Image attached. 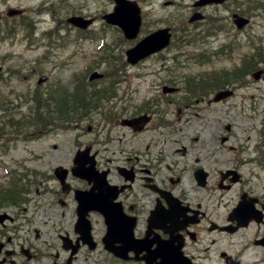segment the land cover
Wrapping results in <instances>:
<instances>
[{
  "label": "rangeland",
  "instance_id": "obj_1",
  "mask_svg": "<svg viewBox=\"0 0 264 264\" xmlns=\"http://www.w3.org/2000/svg\"><path fill=\"white\" fill-rule=\"evenodd\" d=\"M67 1L68 0H0V65L3 67V78L0 80V108L5 106L3 107V110L0 111V122L10 120L9 118L11 116L14 120H18L20 117L15 109L17 103L21 105L19 106V109L24 108V110H26V107H29L30 105L29 103L24 102V100H30L34 91L42 92L41 90H37V87L39 86L45 91L47 87L49 88L50 84L62 81L66 82L68 77L73 80L75 75H79V78L82 80L89 77L90 74L96 70L102 74L105 73L104 61L100 59L105 55L104 51H106L107 48L106 46L102 49L98 48L101 42L99 35H104L107 42L115 41L118 35L116 34V28L114 29V27L105 26L99 17L100 14L112 11L113 0H69L68 2L71 3V7H73L69 9L63 6ZM137 1L142 7L144 28L149 31L164 26L178 25L179 27V25L185 24V22L187 23L186 19L191 15V8L194 0ZM167 1H173V4L165 6L164 3ZM257 1L259 3L262 2V0ZM80 5H82L83 15H90L95 19L97 15H99L97 17L98 20L95 21L94 25L89 30L85 31L87 34L86 39H76L78 35L81 34V31L65 24V19L71 16V14H75L72 9L78 10ZM233 7L234 6L231 5V9ZM9 9H21L24 12L20 17L8 18L7 11ZM43 9H45L47 13H41V10ZM50 9L55 11L49 12L48 10ZM232 12L234 13V10H227L223 7L217 6H210L204 10L205 15H212L221 19V23L226 25L225 29L228 30L226 32L224 29L222 35L219 36H227L228 38H230V34H232V30L230 33L229 28H233L230 25V16ZM254 15L255 16L251 18L252 21L248 28H245L241 33H238V39L243 42L240 53L248 51L246 44L250 38H254L255 40L261 38V41L264 42V12H255ZM22 24H25L26 26ZM34 26L37 27L35 41L33 33ZM56 27V31L53 33L49 32V36L47 37L41 34L46 30L51 28L55 29ZM201 27L202 24L198 30ZM194 31H197L196 28ZM142 35H145V33L143 34L141 32L140 36ZM134 42L135 41H133L132 44H134ZM209 42L212 45L215 44L213 37L209 38ZM132 44L130 46H132ZM210 44L206 41H202V43L187 44L184 48L185 56L182 58H185L186 55L191 53L195 54L203 48H207ZM128 47L129 45L127 44V48ZM111 51L112 59H116L115 56L117 55L118 50L116 49L114 52L113 50ZM160 55L161 54H158L157 56ZM163 55L169 54L166 53ZM231 58L233 59L232 61L228 59L226 61L225 59V63L223 60L214 63L216 64L215 68L231 67L234 62L238 63L240 58L238 50L231 56ZM97 64H99L98 67ZM208 67L209 66L199 67L192 63L189 68H181V70H184V73L194 75V73L198 71L199 73H203ZM260 68H264V66H261ZM159 71L160 63L157 57L142 62L135 67H127L129 77L145 78L148 82H150V79L163 77L164 72ZM40 78H49V80L46 83L39 85L37 81ZM84 82L88 84L87 80ZM139 84L140 83H137L136 86H141ZM88 85L91 86V90H100L96 82H92ZM247 85V87L237 91V94L239 95L245 94L247 101L239 102L240 99L238 98L231 99L229 100L228 105L232 107H227L228 109L226 108V105H215L214 115L220 117L221 121V127L216 133L223 135L225 132L223 126L227 123H230L233 127L230 141L224 146H220L218 143L216 144L217 147H224V149L218 153L221 157L217 158L219 160V164L216 165L217 168H221L223 166L221 164L225 161L228 163L235 161L238 147H242L244 149L243 153H246V151L251 150L257 141L256 136L249 141L244 140L247 135V131H244L245 126L253 124L251 121L245 120L242 116H244V114L254 113L264 116V76L259 82L253 81ZM146 87L142 86L143 89L140 92L141 95L148 94ZM18 97L20 98L19 100ZM250 104H256L257 109L255 112L250 110ZM21 112L24 114L25 111L21 110ZM52 124L53 122L51 121V125ZM94 125L96 126L95 130H99L101 133L105 131L103 122L99 125L97 122ZM216 127H218L217 124ZM256 127L257 129L259 128L257 124ZM66 131L67 129L59 130L54 137L48 136L32 141H19L16 148H14L16 143H12L10 148L5 150L6 153L0 155V164L2 163L10 167L17 178L20 177V174L32 173L29 176V179H32V182H35L36 185L37 181L48 176L51 172L52 167L50 161L51 154L54 151V145L60 147L62 144L63 147H66L67 144H70L72 141L80 142L88 139L87 137H80L79 133L75 130H72L71 134L66 133ZM77 137L80 138L77 139ZM228 146H232L235 149L229 151L227 148ZM187 149L188 152H186V154L190 153V149L188 147ZM166 150V156L171 157L172 149L167 146ZM243 153L241 156L246 157L247 154L243 155ZM191 154L193 155V152ZM252 168L255 169L254 173L257 175V181L255 179L253 180V182H257L259 187L256 191L264 195V170L259 166H252ZM248 169L249 166H246L243 168V171L247 172ZM3 171L4 167L0 165V191L6 186L11 185L6 184L3 180ZM21 184H23V182ZM51 185V183H48L46 186L49 187ZM22 189L28 190L27 186L21 188V192L23 191ZM31 189L34 191L35 188L32 187ZM234 199L235 194L234 192H231L223 196V204H229ZM12 210H22V208H12ZM226 213L227 210L222 211L220 215L221 221H224ZM34 214L35 212L33 210L30 217ZM16 216L22 219V223H25V219L29 217L24 213L20 214L19 212H17ZM51 217L52 214L50 212H42L39 213V215L37 213L33 219L36 222L35 224H37L39 221L46 219L52 222ZM58 217L62 216L59 215ZM66 217L64 224L63 219L59 220V225L61 228L63 227L66 228V230L71 231L72 224L70 225L69 223L70 215L66 214ZM44 230L52 232V227H46ZM99 232H97V234ZM30 236L31 241L34 243V247L39 251L41 254L40 256L42 257L37 261H31L30 263L25 261V264H40L38 261H41V264H50L53 261L54 256H43L48 255L49 253L55 255L56 252L60 253V257L58 258L59 261L64 259L66 254L63 252L57 241L52 240L50 242L52 245L50 246L42 245L34 242L31 232ZM213 236L214 235H212V237ZM217 237L221 238L218 249H221L224 245V250H228L233 256V264H264V248L249 250V247L245 244L247 242L246 237L239 236L237 242H233L232 247L227 245L230 242L227 238L230 237L216 236V238ZM43 238L46 239V236L44 235ZM245 248L246 251L242 253ZM104 255L105 253L102 251L94 253L93 259L87 262V264H112V261L106 262L100 260L104 258ZM213 255L215 258L204 264H223V262L217 258V253ZM235 255L239 256L234 257ZM75 264L80 263L76 262Z\"/></svg>",
  "mask_w": 264,
  "mask_h": 264
},
{
  "label": "flooded vegetation",
  "instance_id": "obj_2",
  "mask_svg": "<svg viewBox=\"0 0 264 264\" xmlns=\"http://www.w3.org/2000/svg\"><path fill=\"white\" fill-rule=\"evenodd\" d=\"M157 82L163 86H170L176 91L171 94L158 95L156 100L143 103L138 99L136 94L131 95L129 100L118 99L112 104L105 114L96 119L88 120L87 117L79 120L73 126V130L77 131L80 137H87L80 143L74 141L73 149L79 152L89 148V153L83 155L82 161H92L94 169L99 175L105 174L109 185L116 187V201L121 204L123 211L126 214L134 217L139 225H145L146 218L154 208L158 200L159 193L168 192L177 202L179 206L188 208L187 216L192 217L197 212L199 222L195 224L199 226L202 223V214H205L209 209L213 208L211 201L215 197V192H228L235 186L243 184L238 194L241 197L246 194L245 198L253 197L254 195L250 181H244L243 177L238 183L231 184L233 175L226 176L221 169L215 171L216 160L205 153V149L212 147L215 137L212 139L209 129L210 124L206 123L202 128L201 137H194V141L186 139L185 130L176 125L172 121V115H176L180 119L185 117L188 112L197 110L198 107L209 108V92L201 95H191L187 93V88H184V79L166 77L158 79ZM116 83L113 89L117 87ZM128 89L135 90L132 84ZM157 89V88H156ZM119 96L114 93L107 101ZM194 100L196 105L189 102ZM209 110L204 109V113ZM141 115L151 116L152 123L155 126L151 127V122L144 126L140 131H135L132 128L122 126L121 120H126ZM178 118V120H179ZM98 125L103 122L105 131L101 133L95 130V123ZM94 134V135H93ZM80 137H77L79 139ZM202 139V145L197 142V139ZM172 149L171 157H167L166 147ZM187 147L190 149L188 152ZM196 148L201 150V153H195ZM53 150H56L54 146ZM67 154L61 153L53 158L54 167L50 174L41 179L39 189L35 190V195L29 196L25 202L32 206V202L37 203L41 209L49 210L51 213L61 211L76 212V201L74 192L76 190H89L92 184L86 180L74 177L70 171L73 168L72 149H67ZM193 152V155L191 154ZM184 154V155H183ZM183 155V156H182ZM89 164H86L88 167ZM227 164H223L225 167ZM55 166H61L68 171L64 185L55 175ZM241 165H235L233 169L239 172ZM203 169L207 174L205 178V186L201 187L198 182V170ZM228 167H225L227 171ZM216 173V175H214ZM52 185L47 187L46 185ZM120 191V192H119ZM259 199V198H258ZM260 201V199H259ZM238 200L232 205L231 209L236 205ZM164 204V202L162 201ZM161 203V205H162ZM262 204L259 203L258 207ZM9 212V211H8ZM11 214V213H10ZM12 215V219L6 224L0 225V243L5 244L10 250L15 251L13 256L6 257L1 255L2 264H10L12 259L20 257L16 250L26 247L35 258V249L30 244L29 238H21L20 243L16 242V234L11 232L13 227L19 232L22 226H15L16 217ZM39 217V216H38ZM35 220L31 219L25 226H34L33 233L35 239V231L38 230L39 238L43 236L42 229L35 228ZM264 223V222H263ZM39 225V223H37ZM195 226H189L183 233L186 246L188 247L189 239H196V234L193 232ZM59 235L58 238H60ZM36 239V240H38Z\"/></svg>",
  "mask_w": 264,
  "mask_h": 264
},
{
  "label": "trees",
  "instance_id": "obj_3",
  "mask_svg": "<svg viewBox=\"0 0 264 264\" xmlns=\"http://www.w3.org/2000/svg\"><path fill=\"white\" fill-rule=\"evenodd\" d=\"M253 69V61H248L244 68L235 69L231 73L218 75V77H216V88L225 84V81H227L226 77H230L231 83L236 82ZM69 100L68 96L55 92L54 90L48 89L45 93L34 92L30 100H24V102L29 103L30 105L29 107H26V110H24V108L19 109V107L16 109V112L19 113L21 117L18 120H14L11 116L9 118L10 120L4 124H6L9 132L12 131V128H16L13 130L14 132L22 129V132L25 134L31 131L36 133V130H51V128L58 127L59 124L63 123L64 118L68 120L69 116L75 114L71 108L75 105V100ZM80 104L85 105V108L90 105L87 103L86 99L82 100ZM21 110L25 111L24 114ZM51 121L53 122L52 125ZM1 134L2 133L0 132V135Z\"/></svg>",
  "mask_w": 264,
  "mask_h": 264
},
{
  "label": "water",
  "instance_id": "obj_4",
  "mask_svg": "<svg viewBox=\"0 0 264 264\" xmlns=\"http://www.w3.org/2000/svg\"><path fill=\"white\" fill-rule=\"evenodd\" d=\"M208 0H202L199 4L202 5ZM116 6L114 12L105 16L104 19L111 24L118 25L123 31L126 38H134L140 26L139 9L134 2L127 0H115ZM194 18V17H193ZM192 18V20H193ZM73 24L81 27H86L89 22H85L80 18H72L69 20ZM239 28H242L247 20L237 18L235 21ZM169 35L167 30H161L147 38L143 39L137 46L127 52L129 60L132 63L137 62L155 51L165 47L168 43ZM229 95V93L224 96Z\"/></svg>",
  "mask_w": 264,
  "mask_h": 264
},
{
  "label": "bare ground",
  "instance_id": "obj_5",
  "mask_svg": "<svg viewBox=\"0 0 264 264\" xmlns=\"http://www.w3.org/2000/svg\"><path fill=\"white\" fill-rule=\"evenodd\" d=\"M1 132V131H0Z\"/></svg>",
  "mask_w": 264,
  "mask_h": 264
}]
</instances>
